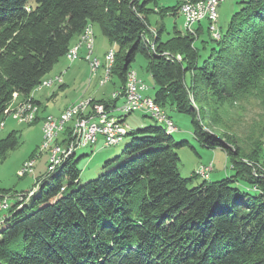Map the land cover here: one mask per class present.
I'll return each instance as SVG.
<instances>
[{
	"label": "trees",
	"instance_id": "1",
	"mask_svg": "<svg viewBox=\"0 0 264 264\" xmlns=\"http://www.w3.org/2000/svg\"><path fill=\"white\" fill-rule=\"evenodd\" d=\"M158 1L0 0V123L14 95L30 98L90 24L115 46L109 74L117 90L144 56L154 102L221 129L194 137L206 149L226 148L233 175L191 188L199 177L179 175L175 152L186 142L155 123L130 130V143L105 164L112 170L80 185L74 154L10 205L0 221V264H264V114L243 133L222 121L224 109L252 97L264 112V0L241 2L226 32L218 40L208 33L200 49L201 22L194 35L149 29ZM178 6L162 13L175 16ZM93 102L109 109L117 101ZM17 145L14 131L1 139L0 159Z\"/></svg>",
	"mask_w": 264,
	"mask_h": 264
},
{
	"label": "rangeland",
	"instance_id": "2",
	"mask_svg": "<svg viewBox=\"0 0 264 264\" xmlns=\"http://www.w3.org/2000/svg\"><path fill=\"white\" fill-rule=\"evenodd\" d=\"M244 1L246 0H225L220 3L217 10L218 19L216 22V27L221 31L222 34L226 32L231 18L235 13L239 12V10L241 9V2ZM157 3V11L149 14V16L147 17L149 29L155 32V30L164 27V37H167L166 33L168 35L172 33L173 27L182 32V17H180L177 13L175 16L165 15L164 13H162V10L164 9L176 7L177 0H159ZM158 10H161V15L158 13ZM201 23L203 28L201 34L199 35V39L195 43L197 48L199 49L202 47V41L209 40L208 23L206 21H202ZM196 25L197 24L193 26L194 30L196 28ZM93 34V57H96L100 62L95 76L92 77L90 75L88 63L86 62V60L80 59V56L79 60L73 63L67 62L65 60V57L60 59L59 62L54 66L50 74L59 73V71L63 72L67 67H69L70 69H66V71H70L64 73V76L65 78L70 77L71 82L74 79L75 82L74 84H68L67 87L63 89H55L56 86H52L43 87L40 90L36 88L32 92L34 97L37 100L41 101L42 111H44L45 114H49L51 116H59L64 107L66 105H69V103H72L76 97H80V99L81 97H84L83 99L79 100V102L88 98L89 96H95L96 98L109 100L111 94L117 91V89L119 88L120 82L114 75L111 74L107 76V85L105 84L104 86H100L99 84L105 77V54L107 53L110 45L107 39L101 35L96 27H93ZM212 45L213 44L211 42H207L205 48L200 50L201 59L209 54ZM147 62L148 61L144 56H142L141 54H137L134 61L130 65V70L134 71L136 75L140 79H142L149 87V89L145 92L146 95L153 97L156 88L153 85V80L150 74L147 72ZM52 91H54V95L51 93ZM17 98L18 97H16V99L10 104L9 111L11 113H13L18 104L21 103V101L15 103ZM121 102L122 100H119L117 102V105H121ZM161 110L163 111L165 116H168L170 118L171 122L174 125V128L176 129V132L171 130L169 131L172 134V140L176 143L181 141L186 142L184 146L175 149V152L179 157L178 172L182 178H190V176H192V173L199 165L207 163L213 164V171L209 176L210 182L220 181L233 175V171L230 168L229 159L227 158L228 150L226 148L206 149L202 147L194 137L195 131L219 132L221 131V129L218 130V127H215L209 121V124L204 123L205 127L201 128V126L198 125L197 121H193V117L189 114L177 113L169 109ZM224 110L225 113H223L222 121L224 120L223 122H227L229 126L232 127L233 130L231 129L230 131L234 132L236 130L237 132L241 133L246 132L247 127L250 126L253 122L259 121L261 119L260 116L264 114V112H262L259 100L253 97L245 101L236 103L232 108H228V110ZM111 113L112 118L120 119V113H118L117 111H112ZM13 118L14 117H12L11 115L7 116L5 119H3V122H1L3 123V127H0V140L4 139L9 133L13 131L17 133L18 140V145L16 146V148L12 151H9L3 160L0 159V190L6 191L8 196L11 197V199L9 200L10 205L14 203L13 197H18L21 192H27L31 190L37 181L41 183L44 178L51 174L53 168L56 169L50 176L56 175L58 170V165L53 164L50 167V173L44 175L48 162V151H51L53 144H50L49 147H44L45 145L43 142L44 151H40L42 142L43 120H38L37 122L31 124H19ZM125 122L129 127L127 126L126 136H124V139H122L121 142L115 143V145L111 147H103L102 140L99 139L97 144L85 148H79L75 151L74 159L78 160L76 166L79 171L78 181L80 185L96 179L100 175L107 173L115 167L114 163L110 164L107 167H105V164L107 162L113 161L117 156H119L121 151L130 143L131 137L130 135L127 136L130 129L134 132L136 130H141L153 125L152 119L145 117L140 113H133L126 116ZM70 125L71 123L67 124L66 129H69ZM156 125L162 126L165 133L171 135L163 125ZM62 134L57 137L56 141L65 142L68 136L65 137ZM61 145L64 146L63 144ZM31 158L36 159L35 166L29 167V169L26 171H22L21 175H24L19 176V169L26 163L27 160ZM66 160L67 159L62 161V164ZM202 182V179L194 178L189 184V187H197ZM37 187L33 188L31 192L27 193V196L25 198L28 199V197L32 193H35L38 189ZM247 192L253 193V191L250 189H248ZM3 215L4 213H0V221L5 218V216Z\"/></svg>",
	"mask_w": 264,
	"mask_h": 264
},
{
	"label": "built area",
	"instance_id": "3",
	"mask_svg": "<svg viewBox=\"0 0 264 264\" xmlns=\"http://www.w3.org/2000/svg\"><path fill=\"white\" fill-rule=\"evenodd\" d=\"M223 1L225 0H178V12L183 20V31L193 35L192 24H198L202 21H206L208 23V32L211 38L214 40H218L221 32L216 27V22L218 19L217 10L220 3ZM77 44L80 43L76 42L74 44L72 50V59H70V62L79 60L76 59ZM86 52H88V50ZM176 59L179 60V57L177 56ZM93 63L98 62H96L95 60ZM89 72L92 76L93 64ZM58 77L59 75H55L54 79L49 81L48 83H55V85H58ZM148 89L149 87L145 84V82L140 79L134 71L129 70L126 75V82L124 87L113 92L110 96L111 101L118 102L119 100H122L121 105L118 106L116 102V104L109 109H106V107L101 103L97 106V108L84 107V114L80 126H75V129H73L72 132L68 134L65 142L53 141V148L51 149V151H48V162L44 175L50 172V167L53 164L61 160L63 153H65L67 149H72L73 147L83 148L93 146L97 144L99 139L102 140L103 147L113 146L121 137V131L128 126L125 122V117L133 113H140L143 116H147V114H157V121H153V123L168 124L171 129L176 131L170 118L164 115L163 111L154 102V99L152 97L146 95L145 92ZM75 107L76 103L65 110L62 118H56L55 122L47 121L45 130L42 133V142L40 146L41 152L43 151V142L45 140H53V134L57 133L62 120L66 119L68 111H73ZM106 111H117L118 113H120V120L107 121ZM88 121H99V128L90 129V133H88V140H81V131H83V126H88ZM61 144H63L64 146H62ZM35 162L36 159L31 158L26 161L25 166H35ZM25 166H21V168L19 169V176H21V172L23 171V167ZM195 171H202V179L208 180L210 173L213 171V164L207 163L199 165L195 169ZM27 193L19 194L18 197H13V200L16 203H19L24 200V198L27 196ZM10 199L11 197L8 195L0 196V213H4L3 216H5V213L10 207Z\"/></svg>",
	"mask_w": 264,
	"mask_h": 264
},
{
	"label": "bare ground",
	"instance_id": "4",
	"mask_svg": "<svg viewBox=\"0 0 264 264\" xmlns=\"http://www.w3.org/2000/svg\"><path fill=\"white\" fill-rule=\"evenodd\" d=\"M194 25L195 24H192V33H193V35L195 33L194 32L195 30L193 29V26ZM220 36L221 35H219L218 39L220 38ZM77 43H80V44H77V48H76V59H79V52H80V50L82 48H84L86 51L88 50V52H86V55H85V60L88 63L89 70L91 69L92 64H93V75H92V77L95 76V74H96V72H97V70L99 68L100 62H99V60L96 57H93L94 34H93V27H92V25L88 24L83 29L82 33L80 34V36L78 38ZM73 47H74V45L73 46L71 45V48L68 50V52L65 55V59L69 63H73V62H70V59H72V50H73ZM113 58H114V52H113V50H108L107 53L105 54L106 73H105L104 79L101 80V82L99 83L100 86H104L107 83V78H108L107 76L109 74L110 67H111V64L113 62ZM95 60L98 63H93ZM54 77L48 78V79H43L42 82H41V85H39L37 87V89H42L43 87H51V86L55 85V83H48L49 81L53 80ZM61 83H62V77H61V75H59V77H58V84H61ZM16 97H17V95H14L13 101L16 99ZM31 100H32L31 98H27V99L21 101V103L18 104L17 108L15 107L16 109H14V112L12 111L13 113H11L9 111L10 112V115L12 117H14L13 119L15 121H17V123H19V124H24V123L31 124V123H33L35 121V118L37 117V114H38V106L35 103H33ZM98 105L99 104L93 102V99L92 98H89V97L86 98V99H84V100H82V101H80V102L78 101L76 103V107L74 108V110L73 111H68V114H67L66 119L62 120V123L60 124V126H59V128L57 130V133H54L53 134V140H45L44 141V145H45L44 147H49L50 144H53V141H56L57 137H59V135L64 132L67 124L71 123V125H70L71 130H70V132H72V130L75 129V126H80L81 121H82V118H83V114H84V107L97 108ZM70 106L67 107L66 109L70 108ZM66 109H64L60 113V115L57 116V117L46 116L43 119V123H42V133L45 130L47 121L48 122H55V119L56 118H62V116L64 115V112H65ZM111 112L112 111H106V120L107 121H117V120H120L118 118H115V119L112 118L111 117V114H112ZM147 116L150 117L153 121H157V114H147ZM161 125H163L165 127V129L168 130V132L170 130L171 131H174L173 129L170 128V126L168 124H161ZM2 126H3V123L0 124V127H2ZM96 128H99V121H88V126H83V131H81V140H88V133H90V129H96ZM126 130L127 129L125 128L124 130L121 131V137L119 138L118 142H116V143H119V142L122 141V139H124V136H126V133H127ZM174 132H176V131H174ZM52 148H53V146H52ZM79 148H82V147H73L72 149H67L66 152L63 153V156L61 157V160H59L55 164L58 165V166H60V164H62V161H64L67 158L72 157L75 154V151L77 149H79ZM83 148H85V147H83ZM25 164L23 166H25ZM29 167H32V166H25V167H23V171L28 170ZM55 169L56 168H53L52 171H51V173L54 172ZM23 173H25V172H23ZM25 174H27V173H25ZM196 174L198 175L199 178L202 179V171H196ZM23 175H21V176H23Z\"/></svg>",
	"mask_w": 264,
	"mask_h": 264
},
{
	"label": "crops",
	"instance_id": "5",
	"mask_svg": "<svg viewBox=\"0 0 264 264\" xmlns=\"http://www.w3.org/2000/svg\"><path fill=\"white\" fill-rule=\"evenodd\" d=\"M177 2H178V0H177ZM178 15L180 16V14H179V12H178ZM181 17V16H180ZM78 41V38H75L74 40H72V42H71V45L73 46L76 42ZM110 49L111 48H114L115 49V47H109ZM109 48H108V50H109ZM107 50V51H108ZM85 54H86V51H85V49L84 48H82L81 50H80V52H79V56H80V59H83V60H85ZM105 54V53H104ZM66 60V59H65ZM67 61V60H66ZM68 62V61H67ZM66 69H70L69 67H67ZM66 69L63 71V72H61V71H59V73H54V74H48L46 77H45V79H48V78H52V77H54L55 75H61V77H62V83L61 84H58V86L57 85H54V86H56L55 87V89H63V88H65V87H67V85L68 84H74V79H73V81L71 82V80H70V77L69 78H65V76H64V73H66V72H69L70 70H67L66 71ZM60 85V86H59ZM52 87V86H51ZM40 90V89H39ZM53 95H54V91H52L51 92ZM30 97L33 99V101H36V102H39L40 104H41V101H39V100H37L35 97H34V95L31 93L30 94ZM84 97H81V99H83ZM89 98H92V99H94V100H103V98H96L95 96H89ZM80 99V97H76L75 98V100L72 102V103H69V105H71V104H73V103H76L78 100H81ZM105 100V99H104ZM109 100H110V97H109ZM21 101V98L20 97H18V99L16 100V102L15 103H18V102H20ZM69 105H66L64 108H66L67 106H69ZM49 114H45L44 113V111H42V105H40V110H39V113L37 114V117L39 118V120H43L46 116H48ZM49 116H51V115H49ZM54 116V115H53ZM54 117H57V116H54ZM3 127V126H2Z\"/></svg>",
	"mask_w": 264,
	"mask_h": 264
}]
</instances>
